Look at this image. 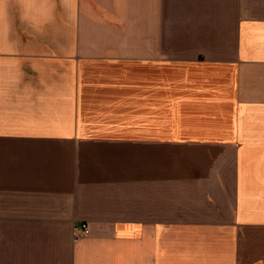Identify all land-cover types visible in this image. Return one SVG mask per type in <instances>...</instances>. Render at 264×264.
Masks as SVG:
<instances>
[{"label":"crops","instance_id":"obj_1","mask_svg":"<svg viewBox=\"0 0 264 264\" xmlns=\"http://www.w3.org/2000/svg\"><path fill=\"white\" fill-rule=\"evenodd\" d=\"M254 229L264 0H0V264H243Z\"/></svg>","mask_w":264,"mask_h":264},{"label":"rangeland","instance_id":"obj_2","mask_svg":"<svg viewBox=\"0 0 264 264\" xmlns=\"http://www.w3.org/2000/svg\"><path fill=\"white\" fill-rule=\"evenodd\" d=\"M158 77L159 80L155 82H144L143 84H139V87L135 92L133 91L135 85L131 83L132 81H129L128 83H131L130 90L119 96L126 98L129 104L120 108V110L127 112L149 110V113H146L145 115L156 114L158 111L155 110L156 106L159 104L164 105L169 101V95L162 92L163 89L155 86L162 85L161 82H163V80L161 78V75L159 74ZM135 100H140L146 106L142 107V110L139 107H134ZM88 129H90L89 131L92 133L99 131L97 128L90 127ZM139 129L140 127L131 125L123 128H118L117 132H110L117 135L134 137V135L139 134ZM240 248L245 259V262H243V264H264V229H254L246 232L244 238H241Z\"/></svg>","mask_w":264,"mask_h":264},{"label":"built area","instance_id":"obj_3","mask_svg":"<svg viewBox=\"0 0 264 264\" xmlns=\"http://www.w3.org/2000/svg\"><path fill=\"white\" fill-rule=\"evenodd\" d=\"M75 234L78 236H85L90 233L89 226L86 223L79 224L78 226L74 227ZM76 238V236H75Z\"/></svg>","mask_w":264,"mask_h":264}]
</instances>
